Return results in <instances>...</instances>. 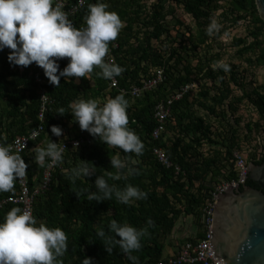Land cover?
<instances>
[{
	"label": "trees",
	"instance_id": "trees-1",
	"mask_svg": "<svg viewBox=\"0 0 264 264\" xmlns=\"http://www.w3.org/2000/svg\"><path fill=\"white\" fill-rule=\"evenodd\" d=\"M219 1L106 0L109 10L116 11L124 25L117 38L110 42L115 63L124 69L116 77L118 86L109 87V80L97 74L100 71L98 66L87 77L66 80L61 77L58 87L50 84L43 74L52 102L45 112L42 133L21 155L29 164L28 183L31 189H35L48 165L41 167L34 160V148L45 147L50 139L67 143L63 165L52 167L47 188L37 193L33 202V215L38 222H44L49 227H61L68 235L69 249L61 258L63 264H81L85 256L94 258L92 264H132L118 246L111 254L108 253L103 240L96 236V227H104L107 231V224L112 219L127 221L138 228L145 226L149 218L152 219V225L148 226L149 234L142 238V248L134 252L140 264H152L167 258L164 256L167 239L182 217L192 216L198 231L195 238H184L177 249L185 242L203 236V207L210 191L219 181L236 175L233 153L240 144L235 127L239 118L236 117L234 123L231 119L237 113L239 104L247 102L264 122V83L248 88L237 66L232 65L229 76L223 69L213 67L215 61L221 60V53L219 50L211 51L213 47L206 26L211 13L219 8ZM223 1H227L229 6L220 12L225 22L248 20L250 23L244 36L232 39L238 56L249 66L264 67V21L259 16L255 0ZM95 2L89 0L81 11L69 17L77 28L85 26L88 5ZM177 9L194 21L195 31L189 25L184 26V19L178 16ZM9 51L8 48L0 51L2 142L28 133L40 122L38 83L33 77L34 62L27 67L13 66L7 59ZM67 63L68 58L61 59L60 68ZM156 68L163 69L165 80L141 97L133 98L129 87L139 85ZM186 83L196 85L180 99L173 100L165 130L158 139H154L151 133L157 124L155 104ZM231 83L239 89L238 95L233 93ZM121 92L129 101V127L139 134L144 151L138 157L131 154L139 169L136 175L119 180L109 178V182L119 187L129 182L138 185L147 192V198L127 205L115 197L100 202L88 200L86 194L78 197L72 191L65 169H70L80 160L92 163L95 171L86 178L78 179L76 187L97 191L96 178L107 175L109 171L116 172L111 165V156L120 154L121 158H125L129 154L118 147L105 145L86 130H81L73 119L69 104L76 99L90 98L99 99L103 104ZM59 107H65L69 112L61 115L56 112ZM215 121L220 128L214 127ZM53 124L62 128L61 136L51 132ZM246 128L249 133L250 124ZM75 138H88L90 142L73 147L70 142ZM247 139L250 141L249 135ZM205 144L212 148L206 154L202 153ZM155 147L164 150L171 166L166 167L158 161L153 153ZM259 148V153L250 158L256 164L264 162V143ZM18 189L16 181L15 191L0 193V201L17 193ZM15 206L5 202L0 208V220Z\"/></svg>",
	"mask_w": 264,
	"mask_h": 264
},
{
	"label": "clouds",
	"instance_id": "clouds-1",
	"mask_svg": "<svg viewBox=\"0 0 264 264\" xmlns=\"http://www.w3.org/2000/svg\"><path fill=\"white\" fill-rule=\"evenodd\" d=\"M84 21L85 26L77 28L55 0H0V51L10 49L7 59L13 66L27 67L35 62L42 67L48 82L56 87L60 85L61 77L65 80L87 77L97 66L100 69L97 74L105 79L112 80L121 75L123 67L105 59L110 52V42L124 26L120 15L109 10L106 0H96L88 5ZM221 28V23L213 16L206 26V33L213 36ZM64 58H68V63L61 69L59 61ZM213 67L230 71V65L222 59L215 61ZM128 106L123 92L103 104L95 98L70 102V112L81 130H86L105 145L118 147L129 154L125 158L120 154L111 156V165L116 172L99 175L95 180L97 191L76 187L78 179L93 174L92 163L80 160L65 169L72 191L78 197L86 194L88 200L97 202L115 197L127 205L147 198V192L138 185L129 182L119 187L109 182V178L127 179L139 171L131 154L141 156L144 143L129 127ZM56 112L63 115L69 110L59 107ZM51 132L59 137L62 128L53 124ZM32 135L35 137L38 133L34 131ZM12 149L13 145L0 142V193L14 192L16 181L28 174L29 164L20 150ZM65 150L63 143L50 139L45 147L34 148V160L41 167L63 165ZM152 223L149 218L145 226L138 228L127 221L112 219L107 224V231L104 227H96V236L103 240L108 253L118 246L132 264H140L134 252L142 248V238L149 234L148 226ZM68 249L65 230L38 222L28 208L12 207L0 220V264H63L61 258ZM93 259L85 256L81 264H92Z\"/></svg>",
	"mask_w": 264,
	"mask_h": 264
},
{
	"label": "built area",
	"instance_id": "built-area-1",
	"mask_svg": "<svg viewBox=\"0 0 264 264\" xmlns=\"http://www.w3.org/2000/svg\"><path fill=\"white\" fill-rule=\"evenodd\" d=\"M89 0H75L68 2L67 0H55V3L61 4L63 9L68 13L69 17L81 11L84 6L88 3ZM115 45V43H114ZM106 60L111 62H115V58L112 55L111 49L109 54L106 56ZM34 72L33 77L36 83H38V93H39V112L38 118L39 123L38 125L31 131L26 134L15 136L12 140L2 143H7L13 145V151L20 150V154L24 153L30 143L37 139L39 135L43 131V122L45 119V112L48 110L49 105L51 104L52 100L50 99L47 89L44 83V71L42 67L37 66L34 62ZM165 80V75L162 68L154 69L151 74L142 79L139 85H132L129 87V94L133 98L141 97L144 92L152 90L158 84L162 83ZM195 83H186L182 85L175 93L168 96L166 99L159 100L154 106V117L156 119V126L152 130L151 136L154 139H158L161 133L165 130V123L166 120L171 115V104L173 100L180 99L184 93H187L189 89L195 87ZM118 81L115 77L112 80H109V87H117ZM36 131L38 135L33 137V132ZM78 141V144L76 143ZM90 140L88 138H75L71 140L70 144L73 147H78L81 143H89ZM67 148V143L65 141L61 142ZM153 153L156 155L158 161L166 167L172 165L171 161L168 159L167 155L165 154L164 150L159 147H155L153 149ZM233 158L235 161V171L236 175L231 179L223 180L216 184L214 188L210 191L208 200L203 207L204 212V233L203 236L197 238L195 241H187L182 246H180L177 251L169 256H166V259L158 260L152 264H193L199 262L201 264H224L223 259L218 260L217 256L214 257L212 250L213 245L210 244V238L212 233V218H213V210L215 201L217 196L221 191H225L226 188L229 186L233 187L239 184L243 180V176H245L246 167L248 166L247 157H245L240 151H234ZM52 167L47 166L45 169L42 179L39 183L36 184L35 189H31L28 183V175L23 179L17 180L19 189L17 193L8 196L5 200L0 201V208L5 202H11L16 206L21 207L22 209L28 208L33 213V202L35 195L40 191H43L47 188ZM176 169H179L176 166Z\"/></svg>",
	"mask_w": 264,
	"mask_h": 264
},
{
	"label": "water",
	"instance_id": "water-1",
	"mask_svg": "<svg viewBox=\"0 0 264 264\" xmlns=\"http://www.w3.org/2000/svg\"><path fill=\"white\" fill-rule=\"evenodd\" d=\"M255 3L264 21V0H255ZM247 178L259 188L244 185ZM263 189L264 162L250 161L243 180L218 194L213 204L210 244L214 257L223 259L224 264H264Z\"/></svg>",
	"mask_w": 264,
	"mask_h": 264
},
{
	"label": "rangeland",
	"instance_id": "rangeland-1",
	"mask_svg": "<svg viewBox=\"0 0 264 264\" xmlns=\"http://www.w3.org/2000/svg\"><path fill=\"white\" fill-rule=\"evenodd\" d=\"M219 8L211 13V17L215 16L218 21L221 23L222 28L218 33L213 36H209L210 45H212V52L220 51L221 59L227 62L230 65L237 66L238 71H240V75L247 82V87H252L253 85H258L264 83V67H252L246 64L238 56L237 48L232 45V39L235 37L244 36L247 33L248 25H250L248 20H242L234 22H225L224 19L220 16V12L228 9L227 1H219L217 2ZM177 14L179 17L184 19V26L189 25L195 31V23L192 19H189L188 16L184 15L180 9H177ZM195 26V27H194ZM230 75V72H227V76ZM233 88V93L238 95L239 89L231 83ZM238 117L239 121L236 123V129L238 132V136L240 138V144L238 150L247 157L248 162L252 161L250 158L254 154H258L260 150V146L264 143V122L260 120L257 112L248 105L247 102H242L239 104V109L233 119L231 121L234 123V120ZM250 124L251 131L248 133V129L246 125ZM214 127L220 128L218 121L214 122ZM170 134V133H168ZM247 135H249L250 141L247 139ZM217 137V136H216ZM209 145L205 144L202 147V153L206 154L211 152ZM237 150V151H238ZM224 180V179H223ZM220 182V181H219ZM187 217V216H186ZM193 219L192 216H190ZM193 221V220H192ZM192 233L198 231L196 224L194 222H190Z\"/></svg>",
	"mask_w": 264,
	"mask_h": 264
},
{
	"label": "crops",
	"instance_id": "crops-1",
	"mask_svg": "<svg viewBox=\"0 0 264 264\" xmlns=\"http://www.w3.org/2000/svg\"><path fill=\"white\" fill-rule=\"evenodd\" d=\"M192 220L193 219H191L190 216H185L177 221L174 233L167 239L168 245L165 247L164 256L174 254L177 250V247L182 243L181 241L184 240V238L196 237L197 232L195 231V233H192L191 225L189 226V223L193 222Z\"/></svg>",
	"mask_w": 264,
	"mask_h": 264
},
{
	"label": "flooded vegetation",
	"instance_id": "flooded-vegetation-1",
	"mask_svg": "<svg viewBox=\"0 0 264 264\" xmlns=\"http://www.w3.org/2000/svg\"><path fill=\"white\" fill-rule=\"evenodd\" d=\"M248 163H249V162H248ZM250 181H251V182H250ZM244 185H249V186H252V187H254V188H259V185H258L256 182H254V181H252L251 179H249V178H247V180L245 181ZM244 185H242L239 189L241 190V189L243 188ZM263 191H264V189H263Z\"/></svg>",
	"mask_w": 264,
	"mask_h": 264
}]
</instances>
